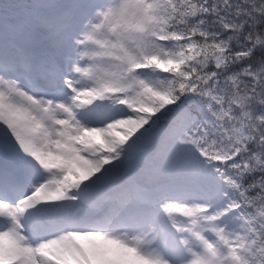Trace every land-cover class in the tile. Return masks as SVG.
Segmentation results:
<instances>
[{"label": "snow or ice", "instance_id": "6c2138e0", "mask_svg": "<svg viewBox=\"0 0 264 264\" xmlns=\"http://www.w3.org/2000/svg\"><path fill=\"white\" fill-rule=\"evenodd\" d=\"M0 264H264V0H0Z\"/></svg>", "mask_w": 264, "mask_h": 264}]
</instances>
